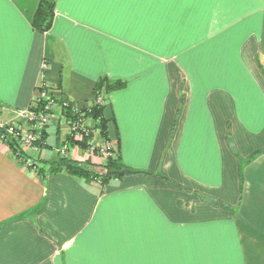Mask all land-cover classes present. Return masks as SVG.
I'll use <instances>...</instances> for the list:
<instances>
[{
	"label": "crops",
	"instance_id": "1",
	"mask_svg": "<svg viewBox=\"0 0 264 264\" xmlns=\"http://www.w3.org/2000/svg\"><path fill=\"white\" fill-rule=\"evenodd\" d=\"M39 1L0 0V121L29 129L42 77L75 107L101 76L124 81L103 114L142 172H47L104 164L65 141L57 107L25 156L0 141V264H264V0H45L42 34Z\"/></svg>",
	"mask_w": 264,
	"mask_h": 264
},
{
	"label": "trees",
	"instance_id": "2",
	"mask_svg": "<svg viewBox=\"0 0 264 264\" xmlns=\"http://www.w3.org/2000/svg\"><path fill=\"white\" fill-rule=\"evenodd\" d=\"M54 15V2L40 0L34 11L31 25L38 33H45L51 28ZM123 85L124 81L110 80L106 76H101L95 83L92 93L95 97L99 90H103L105 100V95L115 89L121 88ZM47 89L49 91L48 99L38 101L34 107L30 104L28 109H40L48 100H55L57 109L60 112L59 114L68 125L69 133L66 135L65 141H67L69 145H76L77 147H81L83 149L91 147L93 151H97L94 149V146L92 147V145H90V139L93 134L88 131L90 130L89 126V128L85 127V123H88L89 125L91 124L92 127L96 128L98 131L97 134L102 141H109L107 130V123L109 120L105 118L103 114L105 103L100 104L93 101L88 106L75 107L66 98H56L52 93L50 86H48ZM44 128L41 131L40 139L35 142L37 146H40L44 140ZM8 144L11 146L13 151H16L17 154L26 155V152L22 148H19L14 140H9ZM29 157H31L30 159L32 160L28 163V166L33 168L36 167V159L31 155H29ZM45 170L52 173L63 171L70 176L88 180L97 179L101 184H104L111 179H119L124 176H131L142 172L126 166L121 161L119 156L118 140H116L113 154H110L107 158H105L103 170L101 172H96L95 170L89 168L88 163L85 160H77L67 156H60L54 161L48 162V167Z\"/></svg>",
	"mask_w": 264,
	"mask_h": 264
},
{
	"label": "built area",
	"instance_id": "3",
	"mask_svg": "<svg viewBox=\"0 0 264 264\" xmlns=\"http://www.w3.org/2000/svg\"><path fill=\"white\" fill-rule=\"evenodd\" d=\"M46 69L47 63L43 61L41 70L45 71ZM47 88L48 85L42 77L38 84L37 93L32 100L33 107L38 101L48 99L49 91ZM93 101L100 104L105 103L103 90L98 91ZM54 107H57L56 101L50 99L40 109H27L18 112V117L26 120L29 124L27 131L22 130L14 123H2L0 121V141L8 143L9 140H14L19 148L29 146L34 149V143L40 139L41 131L49 122L50 113ZM114 146V143L106 141L99 145L97 152L105 160L110 154H113Z\"/></svg>",
	"mask_w": 264,
	"mask_h": 264
},
{
	"label": "rangeland",
	"instance_id": "4",
	"mask_svg": "<svg viewBox=\"0 0 264 264\" xmlns=\"http://www.w3.org/2000/svg\"><path fill=\"white\" fill-rule=\"evenodd\" d=\"M157 53H160V48H156L155 50ZM160 69V67H159ZM158 69V70H159ZM86 121V120H85ZM90 127V130H88L91 134H93V136L91 137L90 139V145H92V147L94 146V149H96L98 151V147L99 145H101V143H103L104 141H102V139L99 138L98 136V131L96 130V128L92 127V125L88 124V123H85V127L89 128Z\"/></svg>",
	"mask_w": 264,
	"mask_h": 264
}]
</instances>
